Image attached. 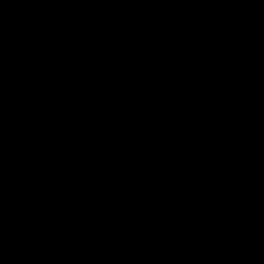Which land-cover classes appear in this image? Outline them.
<instances>
[{
	"label": "water",
	"instance_id": "obj_1",
	"mask_svg": "<svg viewBox=\"0 0 264 264\" xmlns=\"http://www.w3.org/2000/svg\"><path fill=\"white\" fill-rule=\"evenodd\" d=\"M0 264H264V0H0Z\"/></svg>",
	"mask_w": 264,
	"mask_h": 264
}]
</instances>
